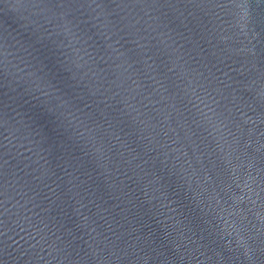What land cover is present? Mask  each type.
Masks as SVG:
<instances>
[{"label":"water","instance_id":"1","mask_svg":"<svg viewBox=\"0 0 264 264\" xmlns=\"http://www.w3.org/2000/svg\"><path fill=\"white\" fill-rule=\"evenodd\" d=\"M0 264H264V0H0Z\"/></svg>","mask_w":264,"mask_h":264}]
</instances>
